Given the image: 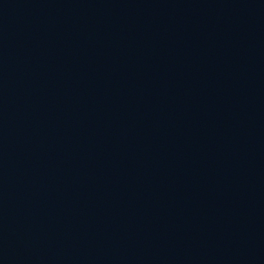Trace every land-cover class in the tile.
Masks as SVG:
<instances>
[{
  "label": "water",
  "instance_id": "1",
  "mask_svg": "<svg viewBox=\"0 0 264 264\" xmlns=\"http://www.w3.org/2000/svg\"><path fill=\"white\" fill-rule=\"evenodd\" d=\"M0 264H264V0H0Z\"/></svg>",
  "mask_w": 264,
  "mask_h": 264
}]
</instances>
